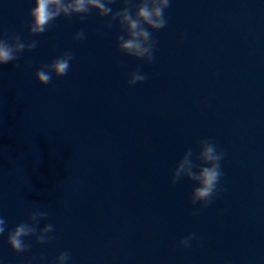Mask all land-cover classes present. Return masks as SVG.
Returning a JSON list of instances; mask_svg holds the SVG:
<instances>
[{"label":"water","instance_id":"95a60500","mask_svg":"<svg viewBox=\"0 0 264 264\" xmlns=\"http://www.w3.org/2000/svg\"><path fill=\"white\" fill-rule=\"evenodd\" d=\"M32 7L0 0V34L38 41L0 65V215L10 230L46 211L39 227L56 239L27 237L16 253L5 232L0 264L62 251L67 264H264V0H171L150 65L120 53L118 24L95 10L30 36ZM69 49L67 75L39 84V66ZM138 68L149 78L129 87ZM203 138L224 153L222 191L192 216L196 184L172 185L171 172ZM190 233L198 241L179 247Z\"/></svg>","mask_w":264,"mask_h":264},{"label":"clouds","instance_id":"9594fccd","mask_svg":"<svg viewBox=\"0 0 264 264\" xmlns=\"http://www.w3.org/2000/svg\"><path fill=\"white\" fill-rule=\"evenodd\" d=\"M121 3L122 7L113 11L110 5ZM34 7L28 11L30 18L25 27L30 36H39L49 30L52 22L58 17L70 18L78 16L84 21L88 15L95 14L101 18L109 17L104 25L111 28L113 22L118 24L121 35L116 37L117 50L126 55L142 61L144 64H152L155 61V49L157 41L153 33L164 29L168 20L165 9L170 7L171 0H33ZM83 29L74 33L73 41L86 39ZM38 41H25L18 33L0 34V65L19 61L20 53L32 52L37 48ZM74 59L73 52L65 50L50 63L41 64L35 71L36 81L41 85L51 83L53 76L63 77L67 75L71 62ZM26 66L31 67V61H25ZM19 63L14 67L19 68ZM148 75L138 68L129 73L127 85L129 87L137 83L145 82ZM196 148H188L176 163L171 172L172 185L178 183L182 178H187L196 184L190 194L192 205H200L199 209H193L192 216L201 214V210L210 205L222 189L219 188L223 172L221 162L224 153L211 138H203L196 142ZM195 161H199L197 164ZM48 217V212L32 210L27 219L20 222L14 228H7L6 219L0 215V236L7 232V244L12 251L24 253L30 250V244L25 238L34 237L35 242L40 245L47 244L56 239L55 226L47 223L39 227L40 221ZM194 241H198L195 233L182 237L178 246L189 248ZM43 260V257H41ZM70 259L68 251H62L54 258L52 264H67Z\"/></svg>","mask_w":264,"mask_h":264}]
</instances>
